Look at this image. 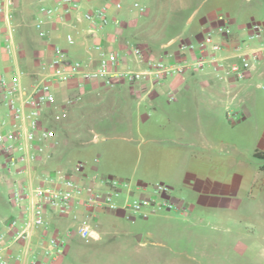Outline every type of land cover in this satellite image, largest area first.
Instances as JSON below:
<instances>
[{
  "label": "crops",
  "instance_id": "obj_1",
  "mask_svg": "<svg viewBox=\"0 0 264 264\" xmlns=\"http://www.w3.org/2000/svg\"><path fill=\"white\" fill-rule=\"evenodd\" d=\"M84 8H98L107 6L110 22L97 34L89 32V22L84 19H76L73 15L68 16L70 23L61 24L55 28V24L46 23L44 28L48 31L47 36L41 37L35 21L42 14L39 11L42 3L52 5L56 0H15L14 25L16 26L15 39L17 43L16 52L9 53L1 44L0 34V74L10 73L18 66L27 71H35L40 62L52 53L53 44H60L70 58L87 59V50L93 42L100 41L105 47H111L123 54L124 61L135 66L130 51V44L138 45L143 51L144 57L151 55H164L169 59H179L178 43L168 45L172 40L178 39V34L168 40L167 43L158 45V41L151 34L139 36L138 43H131L126 37L131 26H137L138 21L132 17L121 18V11L117 6V0H80ZM188 4L182 7L185 9ZM181 6L176 11L182 9ZM214 7L206 9L213 10ZM125 15V14H124ZM264 21V20H263ZM233 38L239 39L244 36L241 31L232 26ZM198 21L184 34V39L194 37L198 39L203 33L196 32ZM212 24V23H210ZM204 24L205 30L212 28ZM243 25V24H242ZM244 26V25H243ZM68 32H72L76 42L69 44L65 38ZM196 33V34H194ZM253 45L255 43L253 42ZM127 52V53H126ZM264 81V58H261L248 73L245 79L237 80L233 76H218L210 69L191 70L187 69L181 74L172 75L162 83L150 86L146 83H130L119 81L115 86H107L100 80H91L81 83L78 79H71L66 84L56 85L55 100L46 106L43 112V121L47 126L56 125L62 117V112L75 100H80L78 105L82 113V120L86 119L88 127L93 131L97 126L106 130L122 128L123 140L132 142L138 136L147 133L149 126L147 117L152 114V141L151 147H146V172L155 175L153 182L165 184L170 188L168 196L172 198L178 208L171 211H162L144 214L146 220L152 218V229L147 231L148 237L160 238L163 246L171 248V242L178 236L177 241L182 240L185 235L200 236L208 229L216 230L220 223L236 222L238 208L241 203L240 187L255 186V173L253 175L235 174L230 181L223 182L215 171L216 165L208 166L206 156L209 151L216 149L218 142L215 139L217 131V118L215 114L222 108L234 106L244 113L243 116L250 117L251 108L255 104V92L251 87V80ZM264 89V85H260ZM174 98L171 100L170 96ZM194 96L196 101V113L194 116L191 100ZM2 106H0V118L3 117ZM245 117L240 123L250 125L249 118ZM243 118V117H242ZM108 120L109 124L104 121ZM240 120V119H239ZM107 125V126H106ZM249 127V126H248ZM261 140L255 146L254 157L264 158V125L261 128ZM247 130V137L255 135V130ZM83 131V130H82ZM146 131V132H145ZM138 135V136H137ZM58 139V138H57ZM59 143V141H58ZM57 143V144H58ZM57 144L48 143L40 154L39 160L30 164L29 169L23 174L26 179L34 184L50 181V176L61 173L73 175L93 173L103 174L105 170L102 165L103 152L98 156L83 158L74 161L71 155ZM112 149L117 150L123 157H116L125 161L124 149L127 144H113ZM110 148V149H111ZM115 152V151H114ZM1 153V152H0ZM259 153V156H255ZM118 162V161H117ZM82 163V166H78ZM258 170L262 173V188L264 190V165ZM256 172V171H254ZM14 188V178L6 170L4 154L0 155V229L4 221L12 216L20 214L18 210L10 206L8 199L10 191ZM238 196V195H237ZM127 211L122 208L103 211L98 213L100 230L97 237L93 239L102 241L111 230L110 226L115 224L117 218H122ZM48 228L38 229L33 232L31 238L32 249L42 253L38 247L41 233H59L68 224V219L52 214L49 216ZM151 221V220H150ZM63 252L55 259L46 264H71L67 259L68 242ZM205 244H216V240ZM170 242V244H169ZM144 241V232L136 233V236L126 239V244L132 248H140L147 245ZM24 243L13 246L14 252H19ZM91 249L96 250L93 246ZM31 252H28L23 260H15V264H31ZM83 264H98L93 261H84Z\"/></svg>",
  "mask_w": 264,
  "mask_h": 264
},
{
  "label": "built area",
  "instance_id": "obj_2",
  "mask_svg": "<svg viewBox=\"0 0 264 264\" xmlns=\"http://www.w3.org/2000/svg\"><path fill=\"white\" fill-rule=\"evenodd\" d=\"M133 6L140 7V4L135 1ZM14 8L15 0H0L1 44L13 54L17 49ZM39 11L42 15L36 19L35 26L44 38L48 33L44 28L46 23L59 28L61 24L70 23L67 18L70 15L88 21L90 33L97 34L109 23L107 6L84 8L80 0H56L52 5L42 3ZM217 20L218 23L198 39L179 41L177 60L164 55L144 57L138 45L130 44L128 50L136 64L131 66L124 61L123 54L100 41L93 42L87 50V59L81 60L70 58L65 49L55 43L50 56L42 60L35 71L18 66L8 74H0V95L7 108L0 122V151L4 154L6 170L14 178L9 202L22 210L7 218L0 229V264H15V260H23L28 252H31V264H46L63 252L73 234L87 241L95 239L100 230L99 212L122 208L132 214H147L178 208L168 196L170 188L161 183L155 184L152 192L139 194L137 190L141 186L134 188L130 180L97 173L86 176L58 172L50 176V181L38 184L23 179V174L30 164L39 160L46 144L58 143L55 131L43 121L46 106L55 100L57 84L78 79L81 83L100 80L107 86H115L119 81L154 86L187 69H210L221 77L245 79L264 58V21L244 26V36L235 40L229 20L223 15ZM65 38L69 44L76 42L72 32ZM178 40L180 37L168 45ZM52 214L67 218L68 224L59 233H41L38 247L43 251L38 253L31 245L33 232L48 228ZM19 243H24V247L14 252L13 246Z\"/></svg>",
  "mask_w": 264,
  "mask_h": 264
},
{
  "label": "rangeland",
  "instance_id": "obj_3",
  "mask_svg": "<svg viewBox=\"0 0 264 264\" xmlns=\"http://www.w3.org/2000/svg\"><path fill=\"white\" fill-rule=\"evenodd\" d=\"M135 1L140 7L133 6ZM188 2L189 0H117L115 3L121 11L122 19L132 17L138 21L137 26H131L128 33H125L131 43H138L142 34L153 35L158 45L167 43L178 34L182 36L176 43L192 40L194 37L184 39V34L198 19L201 24L195 27V31L203 33L205 29L202 26L212 23L209 26L214 27L218 23L219 15L225 16L229 21L232 19V26L240 31L250 23L264 20V0H192L191 5L183 9ZM179 6L182 9L176 11ZM209 7L215 9L206 11ZM251 82L255 92V104L250 109V117L243 116L244 113L234 106L222 108L216 113L215 139L218 145L206 156V164L211 168L216 165L215 171L223 182L230 181L235 174L251 176L255 173V186H241L240 194L233 196L242 200L237 210L236 222L223 221L216 230L208 229L203 235L195 237L185 235L180 241H177L179 235L174 236L172 241L175 240L171 244L169 242L171 248H167L163 246L160 238L148 237L147 231L152 229L151 216H148L150 221L146 220L144 214L127 212L109 227L111 232L102 241H87L78 234L75 235L67 247V259L71 264H83L88 260L98 264H264V190L261 185L262 173L258 170L260 165H264V158L259 159L253 155L255 146L261 140L260 132L264 125V89L260 87L264 85V81L252 79ZM80 103V100L73 101L62 112L61 120L50 126L59 141L56 146L69 155L73 153L74 161L84 157L93 159L102 151V165L105 170L104 175H99L128 179L134 188L141 186L137 190L139 194L152 192L157 183L153 182L155 175L147 174L145 163L146 147L154 144L150 126L151 112L147 117L148 132L143 136L137 135L132 142H125L122 128L106 130L95 126L91 131L87 120H82L78 107ZM0 106L5 115L7 108L1 95ZM190 106L192 114L196 116L197 104L194 96ZM245 117L249 118L250 125L240 123ZM105 123L109 124V121L105 120ZM248 129L250 132L254 129L255 135L250 134L247 137ZM113 144H127L130 147L124 149L125 161H116L115 156H123L117 152L120 149L111 148ZM10 206L18 209L12 204ZM143 232L147 245L132 248L126 244L127 238ZM204 239L209 242L216 240L217 245L205 244ZM93 246L96 250L91 249Z\"/></svg>",
  "mask_w": 264,
  "mask_h": 264
},
{
  "label": "trees",
  "instance_id": "obj_4",
  "mask_svg": "<svg viewBox=\"0 0 264 264\" xmlns=\"http://www.w3.org/2000/svg\"><path fill=\"white\" fill-rule=\"evenodd\" d=\"M260 154L259 153H255V156H259Z\"/></svg>",
  "mask_w": 264,
  "mask_h": 264
}]
</instances>
